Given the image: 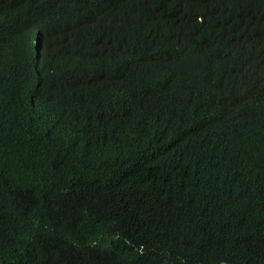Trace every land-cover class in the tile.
I'll use <instances>...</instances> for the list:
<instances>
[{"label": "trees", "instance_id": "obj_1", "mask_svg": "<svg viewBox=\"0 0 264 264\" xmlns=\"http://www.w3.org/2000/svg\"><path fill=\"white\" fill-rule=\"evenodd\" d=\"M253 44L264 0H0V264H264Z\"/></svg>", "mask_w": 264, "mask_h": 264}, {"label": "clouds", "instance_id": "obj_2", "mask_svg": "<svg viewBox=\"0 0 264 264\" xmlns=\"http://www.w3.org/2000/svg\"><path fill=\"white\" fill-rule=\"evenodd\" d=\"M104 5V4H103ZM96 6H102V4H96ZM100 29L103 30V27L99 26ZM35 45H37V40H35ZM164 45V44H163ZM255 47V61L259 63L263 69H264V45L259 46L253 44ZM154 46H161V45H154ZM38 49L36 50L37 54ZM147 61L142 63L139 66V71L145 72L147 79L157 85H164L169 88V93H164L168 97H170L171 93V81L172 77L168 69L165 67V65L162 63L163 60V54L157 53L154 58H150V56H147ZM208 72V69L203 68L202 70V76L205 77L206 73Z\"/></svg>", "mask_w": 264, "mask_h": 264}]
</instances>
